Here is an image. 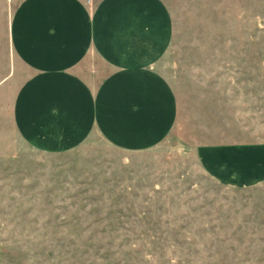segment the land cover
<instances>
[{"label":"rangeland","instance_id":"374dc122","mask_svg":"<svg viewBox=\"0 0 264 264\" xmlns=\"http://www.w3.org/2000/svg\"><path fill=\"white\" fill-rule=\"evenodd\" d=\"M19 2L0 0V81ZM166 2L175 35L158 70L178 117L164 142L124 152L93 133L47 153L0 114V264H264V182L221 185L195 155L264 142V0Z\"/></svg>","mask_w":264,"mask_h":264},{"label":"crops","instance_id":"0c3cea01","mask_svg":"<svg viewBox=\"0 0 264 264\" xmlns=\"http://www.w3.org/2000/svg\"><path fill=\"white\" fill-rule=\"evenodd\" d=\"M5 32L16 68L0 81V114L30 147L67 152L97 133L139 152L174 130L176 92L158 70L175 35L166 0H20ZM195 155L221 185L264 182V142L201 143Z\"/></svg>","mask_w":264,"mask_h":264}]
</instances>
